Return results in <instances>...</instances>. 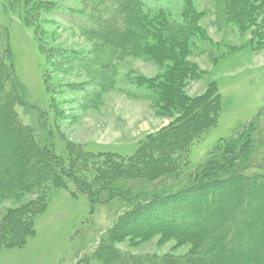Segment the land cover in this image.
<instances>
[{
    "label": "trees",
    "instance_id": "trees-1",
    "mask_svg": "<svg viewBox=\"0 0 264 264\" xmlns=\"http://www.w3.org/2000/svg\"><path fill=\"white\" fill-rule=\"evenodd\" d=\"M81 1L85 12L60 11L54 18L57 21L51 22L63 23L69 31L92 42L95 53L63 51L60 55V51L55 55L57 67L113 84L119 75L114 61L120 55L130 54L161 66L167 62L165 73L149 79L140 77L136 86H145L153 94L159 114L178 115L150 136L134 155L118 163L100 161L93 154L84 153L68 165L57 154L46 127L35 132L19 112V96H23L25 87L16 75L9 34L3 33L0 125L7 118L9 128L0 131V195H39L42 200L46 189L66 190L67 178L78 181L82 172H92L93 184L87 187L97 185L120 197L121 187L113 186L118 182L122 193H128V211L91 253L73 264H264V150L260 152L257 140H253L255 118L216 149L204 164L195 169L189 164L191 148L217 126L223 107L216 83L203 95L191 97L186 93L189 84L201 74L190 57L198 42H211L201 24L203 12L196 9L195 0H185L178 16L163 8L152 9L143 0ZM25 2L31 16L39 11L50 14L54 9L52 3ZM222 5L227 22L242 33L253 34L264 47V0H223ZM95 94L94 90L85 95L82 102L86 108L96 104ZM4 146L7 151H3ZM42 163L47 168L41 167ZM128 181L151 190L131 195L132 189L126 187ZM87 197L92 202V196ZM36 203L24 205L6 227L0 225V247L26 243L33 228L31 218L37 212L33 210ZM152 222L156 225L144 234L160 232L179 244H189V254L159 258L116 248L115 244L137 233L130 231L132 227L143 230ZM19 230L23 231L20 237L9 235Z\"/></svg>",
    "mask_w": 264,
    "mask_h": 264
},
{
    "label": "rangeland",
    "instance_id": "rangeland-1",
    "mask_svg": "<svg viewBox=\"0 0 264 264\" xmlns=\"http://www.w3.org/2000/svg\"><path fill=\"white\" fill-rule=\"evenodd\" d=\"M36 1L52 3V13L45 15L39 11L31 16L25 0H0V39L4 38L3 33L9 34L16 75L25 87L23 96H19V112L35 132L46 127L53 136L57 154L66 164L84 153H91L100 161L110 159L118 163L134 155L150 136L177 117V113L173 117L159 114L153 94L145 86H136L140 77L149 79L165 73L167 62L161 66L130 54L120 55L114 61L119 75L113 84L107 81V85L83 72L59 69L55 55L60 51V55L63 51L95 53L92 42L69 31L63 23L54 24L60 11L85 12L84 6L81 0ZM143 1L152 9L163 8L178 16L185 0ZM222 1H194L196 9L203 12L201 24L211 42H198L190 57L191 62L198 64L201 74L189 84L186 93L197 97L216 83L223 107L217 126L189 152L193 169L204 164L216 149L238 135L254 118L253 140H257L260 152L264 150V113L259 115L264 110V47H260L253 34L242 33L236 25L227 22ZM94 90L96 94L100 92L97 102L86 108L82 101ZM5 120L8 122L7 118L2 120L0 131L9 128ZM3 151H7L6 146ZM40 166L47 168L43 163ZM92 175L82 172L78 181L67 178L66 190L48 188L41 194L42 200L39 195H0L1 226L9 225L13 216L33 201L37 202L33 210L38 212L31 218L33 228L28 232L31 236L23 246L0 247V264H73L87 252L91 253L130 206L128 193H122L118 182L113 186L121 187L118 192L124 198L113 196L97 185L87 187L93 184ZM127 183L131 195L151 190L134 181ZM87 194L92 196V202ZM155 225L152 222L143 230L132 227L130 231L137 233L115 244L116 248L159 258L189 254V244H179L160 232L144 234ZM22 232L12 231L9 235L18 238Z\"/></svg>",
    "mask_w": 264,
    "mask_h": 264
}]
</instances>
